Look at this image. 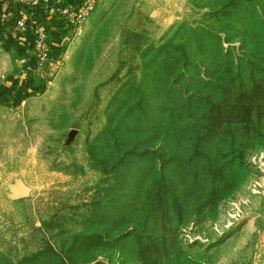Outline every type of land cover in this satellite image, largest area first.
<instances>
[{
  "label": "rangeland",
  "instance_id": "obj_1",
  "mask_svg": "<svg viewBox=\"0 0 264 264\" xmlns=\"http://www.w3.org/2000/svg\"><path fill=\"white\" fill-rule=\"evenodd\" d=\"M218 2L86 0L56 56L48 27L27 25L35 58L57 68L41 88L21 89L0 61V254L11 264L48 248L67 260L66 246L84 230L85 255L69 264H264V72L245 88L229 85L227 96L198 111L212 136L231 132L242 144L243 176L182 184V212L147 178L141 205L132 219L130 212L110 223V237L98 205L88 221L106 179L91 166L89 150L113 99L127 82L150 84L152 49L178 45L185 28H216L211 11ZM39 27L49 45L45 60L34 49ZM221 34L223 52L240 56V41ZM19 191L24 197L15 196Z\"/></svg>",
  "mask_w": 264,
  "mask_h": 264
},
{
  "label": "trees",
  "instance_id": "obj_2",
  "mask_svg": "<svg viewBox=\"0 0 264 264\" xmlns=\"http://www.w3.org/2000/svg\"><path fill=\"white\" fill-rule=\"evenodd\" d=\"M211 14L216 28H185L188 34L178 45L171 40L152 49L150 84L130 81L121 87L98 143L90 147L91 166L106 179L98 193H103L102 201L94 204L88 221H93L98 205L106 237L114 232L109 225L120 214L127 217L131 212L132 219L147 178L158 192L171 197L174 210L182 212V184H197L212 174L235 179L244 175L242 144L231 132L212 136L198 111L227 96L229 85L245 88L264 72V0H219ZM223 31L240 41L243 52L237 58L230 49L223 52ZM86 232L72 236L64 252L67 260L48 248L17 264H69L85 255ZM0 264L11 262L0 254Z\"/></svg>",
  "mask_w": 264,
  "mask_h": 264
},
{
  "label": "crops",
  "instance_id": "obj_3",
  "mask_svg": "<svg viewBox=\"0 0 264 264\" xmlns=\"http://www.w3.org/2000/svg\"><path fill=\"white\" fill-rule=\"evenodd\" d=\"M85 1L20 0L8 7L0 4V11H3L4 19L8 21L4 27H0V43L3 45L0 48V61L6 74L11 75L10 82L21 89L41 88L44 76L49 77L57 68L51 61L39 62L35 58L30 31L26 35L25 31H18L16 21L24 20L27 25H46L52 34L56 56V51L65 38V31L69 28L61 11L65 7L81 8ZM3 13H0V19Z\"/></svg>",
  "mask_w": 264,
  "mask_h": 264
},
{
  "label": "built area",
  "instance_id": "obj_4",
  "mask_svg": "<svg viewBox=\"0 0 264 264\" xmlns=\"http://www.w3.org/2000/svg\"><path fill=\"white\" fill-rule=\"evenodd\" d=\"M84 15L82 8H65L61 11V16L69 24L70 22H77ZM17 27L22 30H28V26L24 20H20L17 23ZM37 34V39L34 42V49L37 52V57L41 60H45L49 53V45L47 43V35H45L44 27H39L35 29ZM57 63H60L57 60Z\"/></svg>",
  "mask_w": 264,
  "mask_h": 264
},
{
  "label": "water",
  "instance_id": "obj_5",
  "mask_svg": "<svg viewBox=\"0 0 264 264\" xmlns=\"http://www.w3.org/2000/svg\"><path fill=\"white\" fill-rule=\"evenodd\" d=\"M15 196H16L17 198H22V197H24V193H23L22 191H19V192H17V193L15 194Z\"/></svg>",
  "mask_w": 264,
  "mask_h": 264
}]
</instances>
